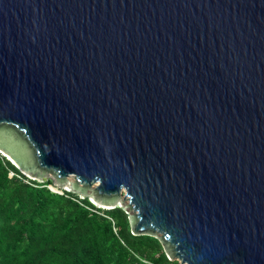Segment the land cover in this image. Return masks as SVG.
Instances as JSON below:
<instances>
[{
  "label": "water",
  "instance_id": "95a60500",
  "mask_svg": "<svg viewBox=\"0 0 264 264\" xmlns=\"http://www.w3.org/2000/svg\"><path fill=\"white\" fill-rule=\"evenodd\" d=\"M0 152L170 260L264 264V0H0Z\"/></svg>",
  "mask_w": 264,
  "mask_h": 264
},
{
  "label": "trees",
  "instance_id": "16d2710c",
  "mask_svg": "<svg viewBox=\"0 0 264 264\" xmlns=\"http://www.w3.org/2000/svg\"><path fill=\"white\" fill-rule=\"evenodd\" d=\"M53 180H33L0 153V264H180L134 235L124 207H98Z\"/></svg>",
  "mask_w": 264,
  "mask_h": 264
},
{
  "label": "rangeland",
  "instance_id": "374dc122",
  "mask_svg": "<svg viewBox=\"0 0 264 264\" xmlns=\"http://www.w3.org/2000/svg\"><path fill=\"white\" fill-rule=\"evenodd\" d=\"M0 153H1L2 155H4V153H2V152H0ZM38 180H39V181H42L43 179H40V178H39ZM48 180H53L54 184L50 185L49 188H50L52 191H54V192H59V193H61L62 189L74 192V191L72 190V187H71V184H73V182H74L72 178H70L66 183H64V184H62V185L57 184V183L55 182V180L52 179V178L47 177L46 181H48ZM74 193H77V192H74ZM83 197H85V196H83ZM121 198H123V196H122ZM90 199H91V198H90ZM91 201H92V199H91ZM116 206H121V203H117L114 207H116ZM98 207H101V208H104V209H111V208H107V207H103V206H98ZM114 207H113V208H114Z\"/></svg>",
  "mask_w": 264,
  "mask_h": 264
}]
</instances>
